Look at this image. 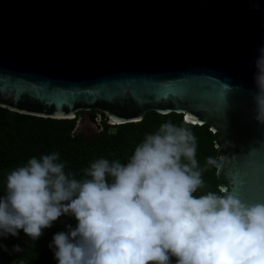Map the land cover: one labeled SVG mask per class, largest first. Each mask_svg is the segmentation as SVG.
I'll list each match as a JSON object with an SVG mask.
<instances>
[{
    "label": "water",
    "instance_id": "obj_1",
    "mask_svg": "<svg viewBox=\"0 0 264 264\" xmlns=\"http://www.w3.org/2000/svg\"><path fill=\"white\" fill-rule=\"evenodd\" d=\"M261 44L264 0H0V106L112 125L183 114L219 133V187L264 203Z\"/></svg>",
    "mask_w": 264,
    "mask_h": 264
},
{
    "label": "clouds",
    "instance_id": "obj_2",
    "mask_svg": "<svg viewBox=\"0 0 264 264\" xmlns=\"http://www.w3.org/2000/svg\"><path fill=\"white\" fill-rule=\"evenodd\" d=\"M257 52L252 99L264 124V44ZM196 150L191 128L166 120L126 162H92L86 179L66 173L58 152L31 157L6 175L0 239L22 230L34 247L43 230L71 216L75 226L48 244L56 264H264V203H242L222 186L194 196L204 187ZM205 163L220 167L212 157Z\"/></svg>",
    "mask_w": 264,
    "mask_h": 264
},
{
    "label": "trees",
    "instance_id": "obj_3",
    "mask_svg": "<svg viewBox=\"0 0 264 264\" xmlns=\"http://www.w3.org/2000/svg\"><path fill=\"white\" fill-rule=\"evenodd\" d=\"M100 113L101 129L86 136L77 131V115L74 118L58 119L19 113L0 106V194L5 189L6 175L26 165L31 157L39 159L42 155L58 152L59 162L65 164V172L72 173L77 180L88 178L84 169L99 158H106L110 163L114 160L124 163L142 142L145 134L155 132L166 120L191 128L197 138L196 159L198 165L204 169L201 177L204 187L193 195L217 192V167L206 166L205 159L212 157L220 164L218 149L215 147L219 133L212 132L209 124H191L184 120L183 114H161L150 110L140 121L112 125ZM91 119L98 120L96 114H92ZM112 127L115 128L111 130ZM75 223L71 216L59 217L50 228L43 230V235L34 242V247L25 244L28 237L22 230L18 237L9 236L6 239L9 249L13 244H19L25 250L15 254L3 251L0 253L2 264H56L48 244L54 233L64 231L65 225L75 226Z\"/></svg>",
    "mask_w": 264,
    "mask_h": 264
},
{
    "label": "rangeland",
    "instance_id": "obj_4",
    "mask_svg": "<svg viewBox=\"0 0 264 264\" xmlns=\"http://www.w3.org/2000/svg\"><path fill=\"white\" fill-rule=\"evenodd\" d=\"M89 112L90 111H80L77 113V116H78L77 131L86 134V136H88V135L92 134L93 132H96V131L101 129L100 119H98L96 121L91 120L90 118H88ZM114 128L115 127H112L111 130ZM0 243H3L7 246L9 244V242L6 239H0ZM2 252L3 251L0 250V253H2ZM2 263H3V261L0 258V264H2Z\"/></svg>",
    "mask_w": 264,
    "mask_h": 264
},
{
    "label": "flooded vegetation",
    "instance_id": "obj_5",
    "mask_svg": "<svg viewBox=\"0 0 264 264\" xmlns=\"http://www.w3.org/2000/svg\"><path fill=\"white\" fill-rule=\"evenodd\" d=\"M101 111H97V110H93V111H91L90 110V112H89V114H88V118H90L91 119V117H92V114H96V116H97V119H100V121L102 120V117H101V113H100ZM92 120V119H91Z\"/></svg>",
    "mask_w": 264,
    "mask_h": 264
},
{
    "label": "bare ground",
    "instance_id": "obj_6",
    "mask_svg": "<svg viewBox=\"0 0 264 264\" xmlns=\"http://www.w3.org/2000/svg\"><path fill=\"white\" fill-rule=\"evenodd\" d=\"M187 119H190V117H189V116H187Z\"/></svg>",
    "mask_w": 264,
    "mask_h": 264
}]
</instances>
